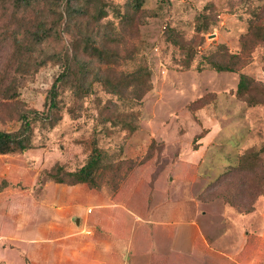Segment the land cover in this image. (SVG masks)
Masks as SVG:
<instances>
[{
	"label": "rangeland",
	"instance_id": "rangeland-1",
	"mask_svg": "<svg viewBox=\"0 0 264 264\" xmlns=\"http://www.w3.org/2000/svg\"><path fill=\"white\" fill-rule=\"evenodd\" d=\"M51 1L0 0V129H17L25 109L46 108L61 60L25 70L16 46L43 23L54 28L43 56L77 54L91 67L90 86H62L55 121L34 123L27 154L5 161L9 177L29 171L32 179L61 165L58 174L67 178L65 172L79 169L98 147L96 178L102 187L115 186L127 206L139 210L147 197L160 202L179 195L180 221H199L222 250L226 231L236 229L235 244L243 234L238 217L252 213L253 228L258 201L264 204V161L237 168L249 151L264 159V106L236 93L242 72L264 82V43L236 72L206 61L222 44L239 51L251 24L264 29V0H141L138 9L133 0H70L72 8L66 0ZM86 38L107 54L116 52V60H91ZM255 243L249 232L248 244ZM203 261L224 264L214 255Z\"/></svg>",
	"mask_w": 264,
	"mask_h": 264
},
{
	"label": "crops",
	"instance_id": "crops-1",
	"mask_svg": "<svg viewBox=\"0 0 264 264\" xmlns=\"http://www.w3.org/2000/svg\"><path fill=\"white\" fill-rule=\"evenodd\" d=\"M28 151L0 154V264H203L208 255L224 264H264L260 201L256 226L248 227L252 213L238 217L243 234L232 244L236 229L227 230L222 250L199 221H180L179 195L147 197L136 210L113 187L41 181L40 170L32 179L29 171L11 179L5 161ZM253 231L256 243L249 245Z\"/></svg>",
	"mask_w": 264,
	"mask_h": 264
},
{
	"label": "trees",
	"instance_id": "trees-1",
	"mask_svg": "<svg viewBox=\"0 0 264 264\" xmlns=\"http://www.w3.org/2000/svg\"><path fill=\"white\" fill-rule=\"evenodd\" d=\"M34 0H27L29 4ZM91 1V0H88ZM53 5L58 6L64 0H52ZM67 5H71L70 0H66ZM134 7L138 9L141 6V0H133ZM78 10L84 8L83 3H76L74 5ZM70 8H72L70 6ZM61 17L64 16V11L55 9ZM66 13L70 14L66 9ZM54 35V28L42 24L38 31H34L26 40H17L16 46L20 49L18 55L19 62L23 68L34 70L38 67L45 65L51 59L61 60V69L57 74L46 100V108L44 110L37 109H25L20 112L19 120L20 126L15 130L0 129V154L21 153L29 150L32 147V135L34 129V123L37 121L46 120L47 122H54L56 111L60 106V89L64 85H71L76 90H82L86 86L87 71L91 70L87 61H81L77 54L70 55L69 52H53L50 57H45L44 46L49 42L51 36ZM241 48L239 51L234 52L228 48L227 44L218 46L215 51V57H209L206 61L212 68L217 71H231L236 72L243 68L251 61V54L256 46L264 43V29L251 24L248 30L241 35ZM83 50L87 56L93 61L109 62L116 60L117 53L114 51H108L101 45L92 43L90 38L83 39ZM37 53V54H36ZM107 54V55H106ZM223 57L219 59L218 57ZM217 58V59H216ZM136 71H140L137 69ZM109 80V79H106ZM109 82V81H108ZM117 87L114 91H117ZM256 91L257 93H254ZM237 95L244 98L250 104H262L264 106V82L257 81L255 78L242 72L236 91ZM260 160L259 154L256 151H249L240 156L239 167L237 168H253ZM101 165V154L98 147L93 148L92 152L85 164L79 169L65 172L67 178H63L58 174V171H62V166L56 167V171H50L48 174L45 171L41 176V181L54 180L57 182L75 184L85 183L94 190L101 188L99 181L96 178L97 172ZM55 170V169H54ZM235 170V168H233ZM45 175V176H44ZM115 189V186H112Z\"/></svg>",
	"mask_w": 264,
	"mask_h": 264
}]
</instances>
